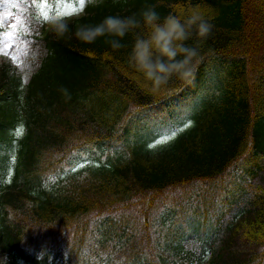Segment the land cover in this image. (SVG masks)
<instances>
[{"label": "trees", "instance_id": "trees-1", "mask_svg": "<svg viewBox=\"0 0 264 264\" xmlns=\"http://www.w3.org/2000/svg\"><path fill=\"white\" fill-rule=\"evenodd\" d=\"M191 5L211 31L186 42L199 41L191 76L158 89L129 62L150 31L143 24L124 37L80 34L108 15L154 8L163 19ZM64 23L43 38L28 79L0 61V259L102 264L86 247L118 236L112 216L131 209L138 231L128 243L144 258L132 264H157L156 253L161 264H264V0H97ZM213 82L217 92L176 137L151 147L142 125L131 134L143 110ZM13 151L19 165L3 185Z\"/></svg>", "mask_w": 264, "mask_h": 264}, {"label": "clouds", "instance_id": "clouds-1", "mask_svg": "<svg viewBox=\"0 0 264 264\" xmlns=\"http://www.w3.org/2000/svg\"><path fill=\"white\" fill-rule=\"evenodd\" d=\"M140 16L108 15L98 24L80 29V34L89 39L106 33L124 37L143 24L150 31L146 37L137 36L130 53L129 62L136 71L151 82L154 89L167 84L173 76L182 79L191 76V64L199 51L195 44L199 41L193 44L186 42L193 36L206 37L212 28L198 6L191 5L181 14L169 13L163 19L154 8L144 9ZM56 27L63 31L67 29V24L60 22ZM111 45L117 49L123 46L118 39H112ZM39 258L42 259V255ZM7 261V255H3L0 264H7Z\"/></svg>", "mask_w": 264, "mask_h": 264}, {"label": "rangeland", "instance_id": "rangeland-1", "mask_svg": "<svg viewBox=\"0 0 264 264\" xmlns=\"http://www.w3.org/2000/svg\"><path fill=\"white\" fill-rule=\"evenodd\" d=\"M83 3L84 0L83 2L81 0H39L38 10L43 19L50 20L82 9ZM32 5L33 0H0V27L3 28V30H0V55L11 59L23 71L29 70L31 65V15L33 9L30 7ZM215 63L217 65L224 64L223 61L219 60ZM216 90V82H213L209 87L204 84L195 87L183 105L184 114L182 118L192 115L196 110L205 107L203 102L207 99L209 100L208 95L216 93ZM180 104V102L174 103L176 106H180ZM153 115L154 113H151V117ZM177 129L169 127L158 129L159 134L154 139L153 144L168 140ZM109 245H111V242L106 246ZM91 252L93 254L92 257L96 259H102L103 262L109 260L112 264H117L118 257L115 258L116 254L110 255L106 251H101L98 256H95L93 247H91Z\"/></svg>", "mask_w": 264, "mask_h": 264}, {"label": "snow or ice", "instance_id": "snow-or-ice-1", "mask_svg": "<svg viewBox=\"0 0 264 264\" xmlns=\"http://www.w3.org/2000/svg\"><path fill=\"white\" fill-rule=\"evenodd\" d=\"M81 2H83V0H81ZM189 123H191V121H189ZM173 135H175V133H173Z\"/></svg>", "mask_w": 264, "mask_h": 264}]
</instances>
